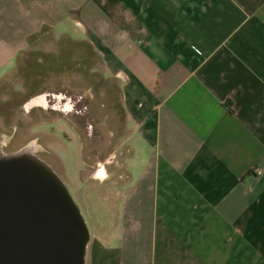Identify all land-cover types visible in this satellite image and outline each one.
I'll return each instance as SVG.
<instances>
[{
  "label": "crops",
  "instance_id": "crops-1",
  "mask_svg": "<svg viewBox=\"0 0 264 264\" xmlns=\"http://www.w3.org/2000/svg\"><path fill=\"white\" fill-rule=\"evenodd\" d=\"M69 1L127 146L116 222L83 264H264V0ZM62 2L0 0V79Z\"/></svg>",
  "mask_w": 264,
  "mask_h": 264
},
{
  "label": "rangeland",
  "instance_id": "rangeland-1",
  "mask_svg": "<svg viewBox=\"0 0 264 264\" xmlns=\"http://www.w3.org/2000/svg\"><path fill=\"white\" fill-rule=\"evenodd\" d=\"M61 5L63 15L47 18L39 32L29 34V47L1 67L0 146L8 153L33 142V153L49 164L77 204L88 234L105 236L116 222L125 179L118 87L104 79L101 50L86 34L85 19L74 15L69 0ZM40 92L63 97L47 94L45 107H23ZM65 102L69 110L61 108Z\"/></svg>",
  "mask_w": 264,
  "mask_h": 264
},
{
  "label": "water",
  "instance_id": "water-1",
  "mask_svg": "<svg viewBox=\"0 0 264 264\" xmlns=\"http://www.w3.org/2000/svg\"><path fill=\"white\" fill-rule=\"evenodd\" d=\"M87 238L77 204L48 166L0 156V264H83Z\"/></svg>",
  "mask_w": 264,
  "mask_h": 264
},
{
  "label": "flooded vegetation",
  "instance_id": "flooded-vegetation-1",
  "mask_svg": "<svg viewBox=\"0 0 264 264\" xmlns=\"http://www.w3.org/2000/svg\"><path fill=\"white\" fill-rule=\"evenodd\" d=\"M47 94L49 93H40V94H37L35 96H32L30 97L28 100H26L24 103H23V107L24 108H29L33 105H39V106H42V107H45L47 104H48V101L46 99V96ZM51 95L53 98H59V97H63V95L61 93H56V94H49ZM61 108L63 110H69L70 109V104L69 102H65L61 105ZM102 168L100 167L99 168V171H98V174H102Z\"/></svg>",
  "mask_w": 264,
  "mask_h": 264
},
{
  "label": "bare ground",
  "instance_id": "bare-ground-1",
  "mask_svg": "<svg viewBox=\"0 0 264 264\" xmlns=\"http://www.w3.org/2000/svg\"><path fill=\"white\" fill-rule=\"evenodd\" d=\"M0 145H1V140H0ZM35 148L36 147H35L34 143L33 142H30V143H28V144L20 147L16 151L4 153L3 150L1 149V146H0V156L21 155V156H25V157L31 158L34 161H37L39 163H43L46 166L50 167L49 164L44 159L39 158L38 156H36L33 153V151L35 150Z\"/></svg>",
  "mask_w": 264,
  "mask_h": 264
},
{
  "label": "built area",
  "instance_id": "built-area-1",
  "mask_svg": "<svg viewBox=\"0 0 264 264\" xmlns=\"http://www.w3.org/2000/svg\"><path fill=\"white\" fill-rule=\"evenodd\" d=\"M260 172V170L259 169H255V173H259Z\"/></svg>",
  "mask_w": 264,
  "mask_h": 264
}]
</instances>
